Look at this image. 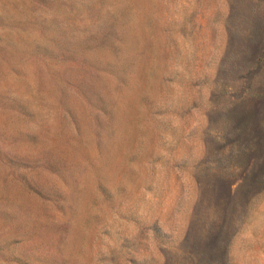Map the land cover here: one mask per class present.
I'll list each match as a JSON object with an SVG mask.
<instances>
[{
	"label": "rangeland",
	"instance_id": "1",
	"mask_svg": "<svg viewBox=\"0 0 264 264\" xmlns=\"http://www.w3.org/2000/svg\"><path fill=\"white\" fill-rule=\"evenodd\" d=\"M0 264H264V0H0Z\"/></svg>",
	"mask_w": 264,
	"mask_h": 264
}]
</instances>
